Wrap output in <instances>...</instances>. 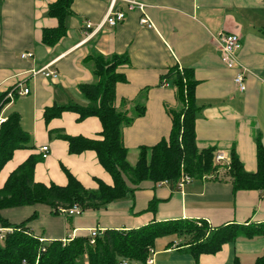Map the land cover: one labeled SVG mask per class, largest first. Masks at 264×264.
<instances>
[{
  "label": "crops",
  "instance_id": "0c3cea01",
  "mask_svg": "<svg viewBox=\"0 0 264 264\" xmlns=\"http://www.w3.org/2000/svg\"><path fill=\"white\" fill-rule=\"evenodd\" d=\"M56 1L3 0L0 5V92L29 89L28 95H18L6 105L1 117L18 112L33 146L14 153L0 172V188L19 165L32 154L41 155L44 147L47 158L35 168L37 183L65 186L66 169L89 190L97 189V180L113 184L95 152L70 154L67 142L49 135V131H59L99 139L102 124L97 117L79 121L78 114L65 112L49 124L44 120L46 108L87 104L79 87L96 82L90 57L97 55L128 59L119 69L126 81L116 86L117 107L123 99L129 101V110L136 104L145 106L144 115L123 130L131 165H136L142 147L151 148L170 136V111L178 110L180 102L176 85L172 79L164 80V75L178 67L191 71L195 82L200 108L198 149H214L230 158L234 150L246 172L257 171L256 139L260 137L264 144V0H118L115 8L123 10L126 19L115 27L103 23L114 0H75L67 19V36L48 47L42 36L45 29L58 26L48 16L49 6ZM127 1L145 6L151 28L140 23L142 13L129 10ZM224 33L241 36L238 60L250 72L245 92L235 85L236 71L221 59L218 39ZM25 53L32 57L23 59ZM46 67L59 77L53 80L34 74ZM219 177V181L193 180L182 191L168 183L145 181L137 188L128 183L130 192L122 200L72 216L54 214L40 205L4 210L2 216L20 223L37 213L29 224L34 233L45 241L63 242L89 236L93 230H133L152 222L206 221L212 228L264 223V195L259 191L234 193L226 172ZM152 202L155 211L149 207ZM186 241L177 236L158 239L149 259L153 264H235L236 260L255 264L264 252V237L240 238L196 260ZM81 264H88L87 260Z\"/></svg>",
  "mask_w": 264,
  "mask_h": 264
},
{
  "label": "trees",
  "instance_id": "16d2710c",
  "mask_svg": "<svg viewBox=\"0 0 264 264\" xmlns=\"http://www.w3.org/2000/svg\"><path fill=\"white\" fill-rule=\"evenodd\" d=\"M75 0H57L48 8V16L58 21L54 29L43 31L42 43L48 47L56 46L67 36V19L72 15ZM3 0H0V5ZM94 65L95 83L83 84L80 92L87 104L80 106H53L44 110V120L60 118L65 112L79 115V121L97 117L102 124L99 139L82 136L73 137L59 131H49L69 145L70 154L93 151L103 168L112 177L108 185L97 180V189H86L69 171L64 169L67 184L46 185L35 181L34 173L38 163L44 161L43 154H32L19 165L0 188V227L10 229L0 241V264H121L123 261L147 264L158 239L177 236L187 240V250L197 260L202 254H216L223 245L233 244L240 238L255 239L264 237V223L226 224L212 228L206 221L176 220L152 222L133 230H105L99 232L91 244L89 236L45 241L37 236L29 224L38 217L34 213L29 219L12 223L2 216V211L23 207L47 206L54 214L78 206L82 212L100 210L109 204L122 200L130 192L131 184L137 188L145 181L154 184L168 183L173 190L182 173L201 180L206 175L221 178L218 167L214 165V149L200 150L196 145V119L200 108L196 104L195 82L191 71L170 69L164 80L172 79L178 91L180 108L170 111L172 130L168 139H163L151 148L142 147L136 165L128 162V149L124 145L123 130L132 125L136 118L145 113V106L136 104L132 110L127 108L128 100L123 99L117 107L116 86L126 81L119 69L128 63L124 56L105 58L101 55L90 57ZM10 91L0 92V118L3 109L13 99ZM30 135L22 129L21 116L11 112L0 124V172L13 158L17 150L33 149ZM150 152V158L148 153ZM257 171L248 173L233 150L231 165L226 175L230 178L233 192L259 191L264 195V144L256 139ZM155 211V203L150 204ZM235 264H239L238 260ZM255 264H264V252Z\"/></svg>",
  "mask_w": 264,
  "mask_h": 264
},
{
  "label": "built area",
  "instance_id": "2783aa9c",
  "mask_svg": "<svg viewBox=\"0 0 264 264\" xmlns=\"http://www.w3.org/2000/svg\"><path fill=\"white\" fill-rule=\"evenodd\" d=\"M118 0H114L112 3V6L105 18V21L103 23L115 27L118 24L122 23L126 19V14L123 10H116L115 4L117 3ZM128 4V9L129 10H138L139 12L142 13V18L140 19V23L143 26H147L149 28L152 27L150 24L148 18L145 16V6L141 3L135 2V1H127ZM92 25L88 23L87 27H91ZM219 50H220V55L221 59L226 65V67L230 70H235L236 75L234 78V82L236 87L240 92H245L247 90V84H246V78L250 74L249 70L246 69L238 60V54L242 48V43H241V36L237 34H221L219 39ZM28 57H32L31 53H25L22 55L23 59H26ZM35 75L37 74H42L46 78H52L53 80L57 79L59 77L58 73L50 70L49 67H46L38 72H34ZM21 84L18 85V87L21 88ZM164 86L168 87L169 85L167 83H164ZM18 91L14 90L13 92ZM10 92L8 94V97L13 99L14 93ZM18 95H28L29 94V89L25 88L22 92H17ZM6 120V118L1 117L0 118V124L3 123ZM47 151L48 148L44 147L42 148V154L43 158H47ZM214 165L218 167V174L220 176V172L225 171L227 172L230 169L231 165V158L225 154L224 152H215L214 153ZM216 175H206L204 176L201 180L202 181H210L214 180ZM194 179L184 173H182L181 178L179 182L176 185V190L177 191H182L183 188L190 184ZM81 212L78 206H74L70 209L63 210L62 214L66 216H72L77 213ZM11 231L10 229H0V241H3L5 238L6 232ZM97 230H93L89 237L91 244H94V240L96 236L98 235ZM121 264H129L128 261H123ZM147 264H153L152 260H148Z\"/></svg>",
  "mask_w": 264,
  "mask_h": 264
}]
</instances>
